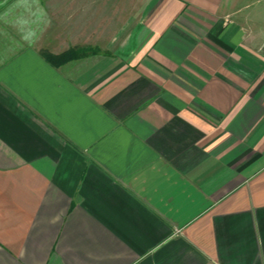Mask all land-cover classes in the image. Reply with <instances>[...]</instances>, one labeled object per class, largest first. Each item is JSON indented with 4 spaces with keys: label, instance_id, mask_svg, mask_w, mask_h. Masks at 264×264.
Listing matches in <instances>:
<instances>
[{
    "label": "crops",
    "instance_id": "obj_1",
    "mask_svg": "<svg viewBox=\"0 0 264 264\" xmlns=\"http://www.w3.org/2000/svg\"><path fill=\"white\" fill-rule=\"evenodd\" d=\"M61 9L0 0V264H264V0H157L53 63Z\"/></svg>",
    "mask_w": 264,
    "mask_h": 264
},
{
    "label": "rangeland",
    "instance_id": "obj_2",
    "mask_svg": "<svg viewBox=\"0 0 264 264\" xmlns=\"http://www.w3.org/2000/svg\"><path fill=\"white\" fill-rule=\"evenodd\" d=\"M46 2L59 11L62 30L69 36L71 44H82L80 52H99L98 44L105 43L113 34L121 32L127 24L133 23L149 11L157 0H34ZM76 20L71 26V20ZM70 26L64 27L65 21ZM64 22V23H63ZM99 41V42H98ZM75 48V47H73Z\"/></svg>",
    "mask_w": 264,
    "mask_h": 264
},
{
    "label": "trees",
    "instance_id": "obj_3",
    "mask_svg": "<svg viewBox=\"0 0 264 264\" xmlns=\"http://www.w3.org/2000/svg\"><path fill=\"white\" fill-rule=\"evenodd\" d=\"M82 50V49H81ZM43 54L45 55V57L50 60L51 62L53 63H61V62H65L67 60H70L72 58H75L76 55L78 54H82V52H80V49H76V48H69L68 50L60 53V54H52V53H49L48 51L46 50H42ZM85 54V53H84Z\"/></svg>",
    "mask_w": 264,
    "mask_h": 264
}]
</instances>
